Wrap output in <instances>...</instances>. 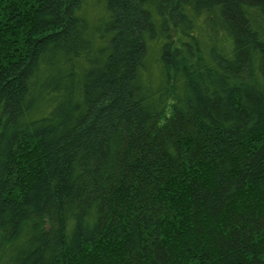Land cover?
Masks as SVG:
<instances>
[{
	"label": "trees",
	"instance_id": "16d2710c",
	"mask_svg": "<svg viewBox=\"0 0 264 264\" xmlns=\"http://www.w3.org/2000/svg\"><path fill=\"white\" fill-rule=\"evenodd\" d=\"M0 264H264V0H0Z\"/></svg>",
	"mask_w": 264,
	"mask_h": 264
}]
</instances>
